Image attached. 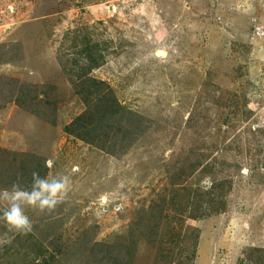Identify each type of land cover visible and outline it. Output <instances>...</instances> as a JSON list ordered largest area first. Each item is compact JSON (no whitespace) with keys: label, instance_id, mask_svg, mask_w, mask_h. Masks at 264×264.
I'll return each instance as SVG.
<instances>
[{"label":"rangeland","instance_id":"obj_1","mask_svg":"<svg viewBox=\"0 0 264 264\" xmlns=\"http://www.w3.org/2000/svg\"><path fill=\"white\" fill-rule=\"evenodd\" d=\"M34 172L0 264H264V0H0V190Z\"/></svg>","mask_w":264,"mask_h":264},{"label":"clouds","instance_id":"obj_2","mask_svg":"<svg viewBox=\"0 0 264 264\" xmlns=\"http://www.w3.org/2000/svg\"><path fill=\"white\" fill-rule=\"evenodd\" d=\"M51 168V161H46ZM69 186V178L48 176L40 177L33 173L31 190H25L18 184L0 190V201H6V207H0V222L6 224L11 232L26 234L32 230V222L26 213V207L40 211L52 210L63 199Z\"/></svg>","mask_w":264,"mask_h":264},{"label":"trees","instance_id":"obj_3","mask_svg":"<svg viewBox=\"0 0 264 264\" xmlns=\"http://www.w3.org/2000/svg\"><path fill=\"white\" fill-rule=\"evenodd\" d=\"M82 46H84L87 51H90V49H94V48H99L100 47L99 45H97L98 47L89 46L85 42H84V44ZM96 62H97V60L92 56L91 57V64L96 63ZM113 111L114 110H111L108 113V115H111V113H113ZM98 112H99V110H97L95 113H98ZM93 115L95 116V114L92 113V112H85L81 117H79V119H77V125H81L82 127H83V125H85L87 127V125L90 123V118ZM105 116L106 115H104V119L106 118ZM99 120H103V117H100ZM87 131H88V129H87Z\"/></svg>","mask_w":264,"mask_h":264}]
</instances>
